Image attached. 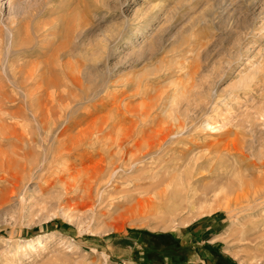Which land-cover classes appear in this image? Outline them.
Returning a JSON list of instances; mask_svg holds the SVG:
<instances>
[{
    "label": "rangeland",
    "instance_id": "obj_1",
    "mask_svg": "<svg viewBox=\"0 0 264 264\" xmlns=\"http://www.w3.org/2000/svg\"><path fill=\"white\" fill-rule=\"evenodd\" d=\"M0 162V264H264V0H0Z\"/></svg>",
    "mask_w": 264,
    "mask_h": 264
},
{
    "label": "bare ground",
    "instance_id": "obj_2",
    "mask_svg": "<svg viewBox=\"0 0 264 264\" xmlns=\"http://www.w3.org/2000/svg\"><path fill=\"white\" fill-rule=\"evenodd\" d=\"M64 65H65V64H64ZM67 65H69V64H67ZM69 67H70V66H69ZM70 69H71V68H70ZM28 72H29V70H28ZM32 75H33V74H32ZM32 75H31V77H32ZM73 76H74V75H73ZM33 78H34V77H33ZM73 79H74V78H73ZM74 80H77V79H74ZM33 81H35V80H33ZM42 85H43V84H42ZM30 96H31V95H30ZM30 100L32 101L31 97H30ZM51 100H52V99H51ZM35 101H36V100H35ZM31 103H32V102H31ZM33 103H34V102H33ZM42 105H43V104H42ZM33 106H34V104H33ZM34 107H35V106H34ZM32 108H33V107H32ZM37 110H39V109H37ZM37 112H38V111H37ZM33 115H34V113H33ZM44 123H45V122H44ZM8 129H9V128H8ZM14 131H15V130H14ZM14 131H13V132H14ZM4 133H5V132H4ZM18 136H19V135H18ZM22 138H23V137H22ZM67 138H68V136H67ZM60 140H61V139H60ZM22 141H23V140H22ZM122 142H123V141H122ZM120 143H121V142H120ZM1 150H2V149H1ZM7 156H8V155H7ZM23 159H24V158H23ZM21 160H22V159H21ZM23 161H25V160H23ZM26 161H27V160H26ZM21 162H22V161H21ZM30 162H31V161H30ZM0 163H1V162H0ZM18 163H19V162H18ZM22 163H23V162H22ZM35 163H36V162H35ZM35 163H34V164H35ZM27 164H28V163H27ZM12 165H13V164H12ZM0 166H1V164H0ZM15 167H16V166H15ZM23 168H25V167H23ZM112 168H113V167H112ZM12 169H13V168H12ZM14 169H15V168H14ZM20 170H21V168H20ZM20 170H19V171H20ZM15 171H16V170H15ZM17 171H18V170H17ZM19 171H18V172H19ZM29 171H31V169H29ZM24 174H25V173H24ZM11 175H12V174H11ZM21 176H22V175H21ZM0 177H1V176H0ZM3 177H4V176H3ZM3 177H2V178H3ZM22 177H24V176H22ZM19 178H20V177H19ZM4 179H5V178H4ZM6 179H7V178H6ZM16 185H17V184H16ZM232 193H233V192H231V194H232ZM218 195H219V193H218ZM218 195H217V196H218ZM239 195H240V194H238V193H237L235 196L233 195V196H234L233 198H234V201H235V202L238 201L237 199H238ZM192 197H193V196H192ZM192 197H190V198L192 199ZM218 197H219V196H218ZM218 197H217V198H218ZM220 197H221V196H220ZM229 198H230V197H228V199H229ZM233 198H232V199H233ZM218 200H219V199H218ZM218 200H217V201H218ZM225 200L227 201V198H226ZM239 200H240V199H239ZM229 202H231V201H228V204H229ZM226 203H227V202H226ZM233 203H234V202H233Z\"/></svg>",
    "mask_w": 264,
    "mask_h": 264
}]
</instances>
